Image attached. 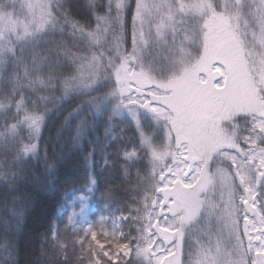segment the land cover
<instances>
[{
  "label": "snow or ice",
  "instance_id": "6c2138e0",
  "mask_svg": "<svg viewBox=\"0 0 264 264\" xmlns=\"http://www.w3.org/2000/svg\"><path fill=\"white\" fill-rule=\"evenodd\" d=\"M74 156L126 207L30 229ZM0 190V264H264V0H0Z\"/></svg>",
  "mask_w": 264,
  "mask_h": 264
},
{
  "label": "trees",
  "instance_id": "16d2710c",
  "mask_svg": "<svg viewBox=\"0 0 264 264\" xmlns=\"http://www.w3.org/2000/svg\"><path fill=\"white\" fill-rule=\"evenodd\" d=\"M100 134H103L102 130ZM94 168L98 177L97 183L94 187L86 188L87 168L82 163V157L74 156L61 166L56 173L55 187L41 189L35 193V207L30 210L27 217L30 229L40 226L39 230L44 231L47 224L52 221L59 224L65 223L66 219L70 217L71 202L82 194L90 197L94 206V211L91 214L92 226L98 224L101 218L105 223H109L110 219L119 213L121 207H126L127 194L123 190L118 189L114 195L109 193L110 185L120 184L121 181L115 176L109 177L99 170L98 166H94ZM3 211V206L0 204V214ZM27 251L30 249L22 251V259Z\"/></svg>",
  "mask_w": 264,
  "mask_h": 264
},
{
  "label": "rangeland",
  "instance_id": "374dc122",
  "mask_svg": "<svg viewBox=\"0 0 264 264\" xmlns=\"http://www.w3.org/2000/svg\"><path fill=\"white\" fill-rule=\"evenodd\" d=\"M70 217L73 218V223L77 227L92 226L91 214L94 211V206L90 201V197L80 195L75 198L70 204Z\"/></svg>",
  "mask_w": 264,
  "mask_h": 264
}]
</instances>
